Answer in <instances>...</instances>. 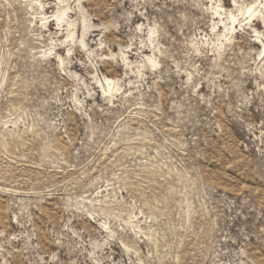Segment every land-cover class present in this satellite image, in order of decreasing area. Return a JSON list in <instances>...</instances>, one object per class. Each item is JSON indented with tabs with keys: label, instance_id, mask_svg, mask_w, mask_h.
Listing matches in <instances>:
<instances>
[{
	"label": "rangeland",
	"instance_id": "rangeland-1",
	"mask_svg": "<svg viewBox=\"0 0 264 264\" xmlns=\"http://www.w3.org/2000/svg\"><path fill=\"white\" fill-rule=\"evenodd\" d=\"M0 264H264V0H0Z\"/></svg>",
	"mask_w": 264,
	"mask_h": 264
},
{
	"label": "bare ground",
	"instance_id": "bare-ground-1",
	"mask_svg": "<svg viewBox=\"0 0 264 264\" xmlns=\"http://www.w3.org/2000/svg\"><path fill=\"white\" fill-rule=\"evenodd\" d=\"M247 15H248V19L251 20L253 19L254 17V12H253V7L251 6L246 12H245ZM64 12H57L54 16V19L55 20H63L64 19ZM230 20H232V22H235L237 19H236V16L234 15H230ZM72 34H69V36H71ZM106 82V85L107 86H110L112 85V82H109L107 80H105Z\"/></svg>",
	"mask_w": 264,
	"mask_h": 264
}]
</instances>
